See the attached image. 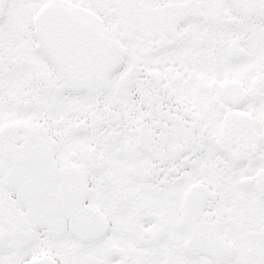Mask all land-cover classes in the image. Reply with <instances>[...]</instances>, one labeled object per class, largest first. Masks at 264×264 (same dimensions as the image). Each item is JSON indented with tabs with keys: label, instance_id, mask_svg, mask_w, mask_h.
<instances>
[{
	"label": "snow or ice",
	"instance_id": "6c2138e0",
	"mask_svg": "<svg viewBox=\"0 0 264 264\" xmlns=\"http://www.w3.org/2000/svg\"><path fill=\"white\" fill-rule=\"evenodd\" d=\"M0 264H264V0H0Z\"/></svg>",
	"mask_w": 264,
	"mask_h": 264
}]
</instances>
